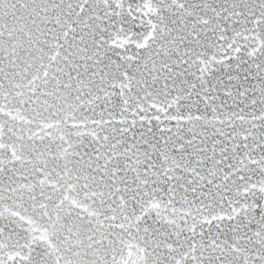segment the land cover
I'll use <instances>...</instances> for the list:
<instances>
[{
	"label": "snow or ice",
	"instance_id": "1",
	"mask_svg": "<svg viewBox=\"0 0 264 264\" xmlns=\"http://www.w3.org/2000/svg\"><path fill=\"white\" fill-rule=\"evenodd\" d=\"M8 36L76 103L158 264H264V0H0Z\"/></svg>",
	"mask_w": 264,
	"mask_h": 264
},
{
	"label": "water",
	"instance_id": "2",
	"mask_svg": "<svg viewBox=\"0 0 264 264\" xmlns=\"http://www.w3.org/2000/svg\"><path fill=\"white\" fill-rule=\"evenodd\" d=\"M158 239L115 195L39 55L0 40V264H158Z\"/></svg>",
	"mask_w": 264,
	"mask_h": 264
}]
</instances>
